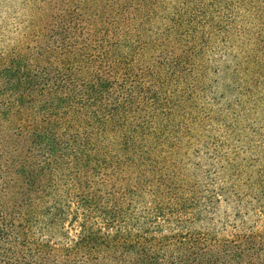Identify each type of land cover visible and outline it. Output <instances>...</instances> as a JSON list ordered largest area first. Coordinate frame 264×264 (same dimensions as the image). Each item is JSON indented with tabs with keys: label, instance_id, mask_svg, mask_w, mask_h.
I'll return each instance as SVG.
<instances>
[{
	"label": "trees",
	"instance_id": "16d2710c",
	"mask_svg": "<svg viewBox=\"0 0 264 264\" xmlns=\"http://www.w3.org/2000/svg\"><path fill=\"white\" fill-rule=\"evenodd\" d=\"M0 264H264V0H0Z\"/></svg>",
	"mask_w": 264,
	"mask_h": 264
},
{
	"label": "rangeland",
	"instance_id": "374dc122",
	"mask_svg": "<svg viewBox=\"0 0 264 264\" xmlns=\"http://www.w3.org/2000/svg\"><path fill=\"white\" fill-rule=\"evenodd\" d=\"M229 65L233 66V63L232 62H227L223 66L226 69V72H228L227 69L229 68ZM230 75H231V72H230ZM230 75L224 76L223 80H220V82L218 80V82L215 84V87H214V90H213L214 94H215V97H212L213 99L218 100L219 98L223 97V99L226 102L232 101V100L235 101L237 99L236 98L237 97L236 94H234V93H232V92L227 90V86H229L230 84L233 83L232 78H231ZM212 102H213V100H212ZM213 109L217 110L215 105H213ZM204 161H206V158H205V155H204L203 152L198 157H195V163H202Z\"/></svg>",
	"mask_w": 264,
	"mask_h": 264
}]
</instances>
